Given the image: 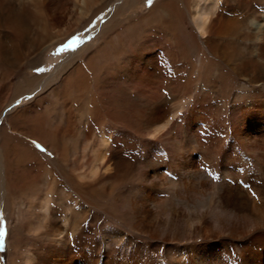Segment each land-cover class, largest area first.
Masks as SVG:
<instances>
[{"label":"bare ground","instance_id":"bare-ground-1","mask_svg":"<svg viewBox=\"0 0 264 264\" xmlns=\"http://www.w3.org/2000/svg\"><path fill=\"white\" fill-rule=\"evenodd\" d=\"M107 1L13 0V30L23 35L42 23L44 33L23 44L22 55L13 48L5 63L19 71L24 58L42 54ZM220 1L152 0L142 16L137 0L112 5L99 44L85 55L90 42L83 45L61 65L60 123L40 131L53 155L20 156L0 136V150L12 148L5 163L0 157V209L9 203L13 219L5 239L19 228L11 264H264V27L249 26L258 11L247 0L231 9ZM136 16L147 24L128 33L116 27ZM50 26L56 31L48 35ZM119 30L133 41L121 53L112 43L113 34L122 39ZM158 37L160 46L147 47ZM102 50L117 60L103 58L98 72ZM224 68L248 88L234 93L222 79H206ZM26 111L10 117L23 121ZM96 210L129 229L95 231Z\"/></svg>","mask_w":264,"mask_h":264},{"label":"rangeland","instance_id":"rangeland-1","mask_svg":"<svg viewBox=\"0 0 264 264\" xmlns=\"http://www.w3.org/2000/svg\"><path fill=\"white\" fill-rule=\"evenodd\" d=\"M123 0H108L106 4L104 5V9L101 11H98L97 13L93 14V16H90V18H86L84 21L80 23V26H75L72 28L71 32L68 36L64 37L62 40L60 38H57V40H54L51 42L52 44L47 47L46 51H44L42 54L40 52H37V54H32V56L29 59H25L24 61L19 64V71L13 70V65H7L5 63V59L8 57V52H13V48L18 47L19 51L18 53L22 55V45L28 43V41H36L37 33L38 35L44 33V29L42 23H40L38 26L32 23L30 26H28L27 30L23 35H18L17 32L13 30V15H15L16 11L13 10V0H1L0 2V46H3L4 51H0V136L4 137L6 143L8 145L11 144L16 146L17 152L20 154V156H29V154H47L52 152L50 149L46 148L45 144L42 140V135L40 134L41 130H44L46 125L53 121V123H60L59 114L61 111L62 106V97L59 95L56 90L57 83L61 80V74L60 68L64 59L68 54H71L75 51L80 49L83 45L90 42V45L86 47L81 54L85 55V51L87 52V49L91 47H95L99 44L101 38H100V24L103 22L104 15L109 12L112 5L115 4L118 5L122 3ZM225 2V0H221ZM243 1V0H242ZM2 2L4 4H2ZM114 2V3H113ZM139 3V7L135 8L136 15H140L142 13H146L148 8L151 6L149 4L148 0H137ZM249 6L252 8H255L258 13L255 18L249 20V26L252 28L256 27H264V0H247ZM226 3L228 4L227 8L231 9V7H234L235 0H226ZM108 4V5H107ZM231 4V6L229 5ZM243 4V3H242ZM241 4V5H242ZM11 7H10V6ZM111 5V6H110ZM107 6V7H106ZM243 8V5H242ZM10 9V12H9ZM95 11H92L94 13ZM155 13L158 15V19H160L161 13L156 10ZM110 15V14H109ZM157 19V21H158ZM45 22V20H44ZM127 25H124L123 27L120 25L119 22L116 27L119 29L124 28L125 31L131 32L133 29L137 27H141V25L147 24V22L143 18H139V16H136L131 19V21H127ZM9 26V27H8ZM189 25H187L188 27ZM12 27V28H11ZM154 27V25H153ZM115 29V28H114ZM96 30L95 33L92 31ZM43 31V32H42ZM48 31L50 33H48ZM47 31L48 35L55 32L53 28H49ZM120 34L122 35V30H119ZM92 33L91 35H89ZM115 33V32H114ZM39 35V36H40ZM112 43L113 45H118V48L121 50H127L129 45H133V41L130 39H125L126 37L122 35V39H119L120 37L115 38V34H113ZM38 37V36H37ZM73 37H78L79 40L82 43L78 46L75 45L74 47H71L65 51L58 52L57 49L61 48L64 44H67L69 40H71ZM86 40V41H85ZM129 44V45H128ZM161 39L160 37L156 38L155 40H152L151 42H147V47L150 45L160 46ZM14 45V47H12ZM78 47V48H77ZM85 53V54H84ZM91 55L90 53H87ZM82 55V56H83ZM98 57L96 58V62L98 65L97 69L99 72V69L101 65L103 64L102 60L104 58L105 61L109 62H116L117 58L108 57L106 59L103 55H105V52L102 50L99 52ZM81 56V60H82ZM131 56V55H130ZM133 56V55H132ZM4 57V59H2ZM123 58H125L123 56ZM103 60V61H104ZM195 61H197L195 59ZM124 62L128 64V61L125 59ZM213 65V64H212ZM38 68H43L46 71L39 72L37 71ZM21 70V71H20ZM58 70V71H57ZM12 72V73H11ZM20 72V73H19ZM204 71L202 70V73ZM58 73V74H57ZM90 73V71H89ZM228 74V75H226ZM197 74L194 72L193 77ZM205 75V74H204ZM203 75V76H204ZM208 80H216L220 81L221 79L223 81V84L228 86L227 88L231 89L234 93L238 90H245L248 87H242L239 86L234 79H232V75L229 74L226 68H224L222 71H212L210 73H207ZM221 76V78H220ZM38 78L42 79L37 85L36 82H32L31 84H28L31 80ZM47 82L50 87L44 88L43 90L36 89L37 87L41 86L42 82ZM59 80V81H58ZM27 82V83H26ZM208 82V81H207ZM36 89V90H35ZM38 94V95H36ZM36 96V105L30 106V104L33 102V98ZM129 102H126V107L129 108L130 105L133 104V97H129ZM30 106V107H29ZM29 107V108H28ZM225 107V103H223V106L221 107L222 110ZM27 110L24 120L23 121H14L13 117H10V115L14 114L16 110ZM54 109L55 115L51 116V111ZM75 114H76V108H75ZM50 117L51 120L48 119ZM221 117H224V114H221ZM75 118V124L77 126L81 125L79 118L76 116ZM14 121V125L13 122ZM47 122V123H46ZM22 127V128H21ZM38 127L39 133L35 132V129ZM119 129L126 130L124 127H119ZM21 131V133L19 131ZM22 131L26 132L28 135H25L22 133ZM31 134H30V133ZM35 133V135H34ZM97 139L100 138V135H97ZM35 141L36 144H39L42 148L46 149L45 152L40 151L38 148H36L35 144L33 143ZM68 144L70 146H73L75 142H77V139L73 136L71 138H68ZM13 147V146H12ZM137 150L140 149V145L136 146ZM12 152V148L7 149L6 152H2L0 150V157L3 159L4 163L6 162V157L10 156ZM8 155H4V154ZM4 156V157H3ZM11 158V157H10ZM144 163H138L135 165V170H138L139 167H143ZM28 168V167H27ZM8 169H13V166L8 167ZM129 186L133 187V183H129ZM1 199V196H0ZM1 202V200H0ZM9 203H6V206H2L0 209V226L3 227L5 230V237L8 235V227L13 226V219H11L8 215V208ZM94 213V214H93ZM59 216V215H58ZM93 221L95 220V231L104 224H109L112 226H120L124 229H129L127 223H120L119 220L115 219H109L108 217H105L104 215H101L99 210L93 211L91 215ZM91 222V221H90ZM114 224V225H113ZM16 226V225H15ZM4 237V245L2 250V261L1 264H11L13 262V247L11 250H9V247L13 245L14 241H18L19 238V228H15L14 235H11V238L7 241ZM15 238V239H14ZM17 238V240H16ZM31 237H26V242L30 240ZM139 238V237H138ZM141 239H146V237H141ZM11 244V245H10ZM25 251V249H23ZM7 256L5 257L3 253H6ZM26 252V251H25Z\"/></svg>","mask_w":264,"mask_h":264},{"label":"snow or ice","instance_id":"snow-or-ice-1","mask_svg":"<svg viewBox=\"0 0 264 264\" xmlns=\"http://www.w3.org/2000/svg\"><path fill=\"white\" fill-rule=\"evenodd\" d=\"M149 4H151L152 0H148ZM78 43H81V41L79 40L78 37H73L71 40L68 41L67 44H64L61 48L57 49L58 52H62L65 51L71 47H74L75 45H77ZM37 71L39 72H44L46 71L43 68H38ZM33 143L35 144L36 148H38L40 151L45 152L46 149L42 148L39 144H36L35 141H33ZM49 155H51V153H48ZM4 237H5V230L3 229L2 226H0V251L3 250V245H4Z\"/></svg>","mask_w":264,"mask_h":264}]
</instances>
